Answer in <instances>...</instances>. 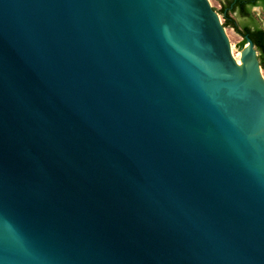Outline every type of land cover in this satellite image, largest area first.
<instances>
[{
  "label": "water",
  "instance_id": "95a60500",
  "mask_svg": "<svg viewBox=\"0 0 264 264\" xmlns=\"http://www.w3.org/2000/svg\"><path fill=\"white\" fill-rule=\"evenodd\" d=\"M210 0H0V264H264V77Z\"/></svg>",
  "mask_w": 264,
  "mask_h": 264
},
{
  "label": "rangeland",
  "instance_id": "374dc122",
  "mask_svg": "<svg viewBox=\"0 0 264 264\" xmlns=\"http://www.w3.org/2000/svg\"><path fill=\"white\" fill-rule=\"evenodd\" d=\"M211 6L219 13L221 17V21L223 24L225 23L224 16L221 14L223 3L221 0H210ZM253 20H249V18H243L238 12L230 13V18L234 20L237 25L242 29L245 25L251 26H264V12L260 8H255L252 10ZM226 32L231 42L232 50L235 55L241 53L243 45V37L240 33H238L235 29L230 26L226 27ZM264 77V69L262 71Z\"/></svg>",
  "mask_w": 264,
  "mask_h": 264
},
{
  "label": "trees",
  "instance_id": "16d2710c",
  "mask_svg": "<svg viewBox=\"0 0 264 264\" xmlns=\"http://www.w3.org/2000/svg\"><path fill=\"white\" fill-rule=\"evenodd\" d=\"M230 2V4L236 6L240 13L244 16H250L251 12L244 4L242 0H225ZM221 14L224 16L225 23L224 26H230L235 29L238 33L244 35H249L250 39L254 42V45L259 52V60L262 68L264 69V29L256 27L252 29L249 25L243 27L242 29L235 23L234 20L229 18L230 12L226 10V7L221 11ZM246 44V40L243 41V45ZM243 49V48H242Z\"/></svg>",
  "mask_w": 264,
  "mask_h": 264
},
{
  "label": "flooded vegetation",
  "instance_id": "af4514ba",
  "mask_svg": "<svg viewBox=\"0 0 264 264\" xmlns=\"http://www.w3.org/2000/svg\"><path fill=\"white\" fill-rule=\"evenodd\" d=\"M222 3H223V7H222V10L226 7V10H228V12L230 13H235V12H238L243 18H249V20H253V16H252V10L255 9V8H260L263 12H264V0H242L244 1V4L246 5V7L250 10V16H244L240 13V11L238 10V8L232 4H230V2L228 1H225V0H221ZM230 18V17H229ZM236 23V22H235ZM237 24V23H236ZM245 26H248V25H245ZM244 26V27H245ZM252 29L256 28V27H260V26H251L249 25ZM260 28H263L264 29V26L263 27H260ZM242 35V34H241ZM246 36L249 37V35H242L243 37V40H246L247 42V39H246ZM250 38V37H249ZM246 45V44H245ZM244 45V46H245Z\"/></svg>",
  "mask_w": 264,
  "mask_h": 264
},
{
  "label": "bare ground",
  "instance_id": "6f19581e",
  "mask_svg": "<svg viewBox=\"0 0 264 264\" xmlns=\"http://www.w3.org/2000/svg\"><path fill=\"white\" fill-rule=\"evenodd\" d=\"M238 55V54H237Z\"/></svg>",
  "mask_w": 264,
  "mask_h": 264
}]
</instances>
